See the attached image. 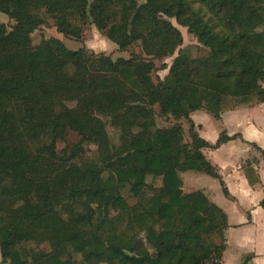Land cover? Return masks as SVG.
Masks as SVG:
<instances>
[{"label": "trees", "instance_id": "trees-1", "mask_svg": "<svg viewBox=\"0 0 264 264\" xmlns=\"http://www.w3.org/2000/svg\"><path fill=\"white\" fill-rule=\"evenodd\" d=\"M198 1L210 16L190 0H0V11L16 20L11 31L0 22V139L11 144L0 153L2 264H63L62 254L73 251L92 264H221L227 213L203 190L185 191L182 173L218 178L229 196L204 151L239 134L224 130L211 143L191 113L204 108L220 119L254 97L264 102V0ZM42 8L65 35L80 37L88 15L120 49L141 40L154 58L174 55L183 42L166 15L206 53L181 52L155 83L145 56L89 55L56 37L33 44ZM69 64L82 74H70ZM87 95L95 96L89 107L77 106ZM125 104L132 120L122 124L117 146L103 118ZM155 104L190 123L189 141L179 122L157 126ZM67 130L80 141L59 154ZM84 139L97 149L81 159ZM31 141L38 142L32 151ZM244 169L251 185L260 182L251 162ZM148 175L162 184L150 185Z\"/></svg>", "mask_w": 264, "mask_h": 264}, {"label": "rangeland", "instance_id": "rangeland-1", "mask_svg": "<svg viewBox=\"0 0 264 264\" xmlns=\"http://www.w3.org/2000/svg\"><path fill=\"white\" fill-rule=\"evenodd\" d=\"M92 0H89V3ZM141 3L145 0H139ZM192 5H194L196 8H202L203 13L206 15V17L210 16L209 11L206 9L204 5H202L198 0H190ZM40 14L43 16L44 24L34 30V32L31 34L32 42L35 45H39L46 39H50L52 37H56L61 39L70 49L77 50L83 48L86 53L89 55L95 54H105L111 56L113 59H118L120 57L124 58H130L132 56H145L146 60H153L154 67L151 72L153 81L155 83H158L159 81L164 80L168 74L170 67L174 61V59L181 53L185 52L186 55L193 59L201 58L206 53V48L199 42L198 38L189 31L188 27L180 25L175 18L168 17L166 15H163L165 18L169 19L176 27L180 29L183 35V42L182 44L177 48L174 55L167 56L163 58H154L152 56L146 55L143 44L140 41L136 42L135 44L129 46L127 49L122 50L119 48V46L109 39L104 33H102L95 22L93 21L91 16L87 15L86 23L82 28L81 36L80 37H74V36H68L65 35L63 32H60L56 26L57 18L53 14L49 13L47 11V8H42L40 10ZM0 22L5 23L8 30L11 31L12 27L16 24V20L10 18L7 14L0 11ZM67 71L72 73H80L79 69H77L74 65L69 64L67 66ZM262 86H264V79L259 82ZM95 98L94 95H87L81 102H77V106L81 108H87L91 104V100ZM205 99L204 101H206ZM263 102H260L258 98H252L249 103L247 104H240L236 109L240 113L241 117L247 118L244 120L246 122H242L245 124H251L253 122L257 123V120L262 124H257L258 126L264 127V104ZM207 102L204 103L205 106H207ZM75 105V103H72V106ZM155 118H156V124L159 127H169L176 123H181L184 127L185 131V141H189V128L190 123L185 119L182 118L180 120L176 119L172 115H163L160 109L159 104H155L153 106ZM224 113V112H223ZM225 115V114H224ZM191 117L193 121L195 122V127L198 130L199 134H203L205 137H208L211 139V141H216L218 135L222 131H228L226 128H223V126L220 124L218 120L212 115H210L206 109L202 108L201 110L194 111L191 113ZM249 117V119H248ZM261 119H260V118ZM104 123L106 125V130L109 134V137L114 145H119L120 143V136L122 135V124L130 122L132 120V113L130 110V104L125 105H119L114 109V115L104 117ZM202 129L203 133H202ZM242 138L241 133L237 132ZM258 134L260 135L261 143L264 146V129L261 128L258 131ZM237 136V137H238ZM80 141V136L77 135L72 130H67L63 138H59L57 140V151L59 154H65L70 153L73 146L76 145ZM238 144L232 145L230 147L234 148L232 152L229 151V149H225L224 152L228 153V157L232 162L238 160L241 154L240 153L242 146L240 144V141L237 142ZM251 149H253L258 155H261L260 151L258 150V147H255L252 144L247 143ZM10 140L8 138H1L0 139V153L5 151L10 147ZM38 145L37 141H31V151ZM83 152L81 154V159H85L86 157H92L94 156V153L96 152L97 146L92 142L90 139H84L83 145H82ZM211 150H208V153H210ZM224 152H219V158L222 157ZM263 155V154H262ZM252 156L249 155L246 158H251ZM246 158H244V161H246ZM192 177V179H195V181L198 182H206L208 186L211 187V194L214 196V201L220 203L221 200L219 197H224L222 188L219 184V181L207 174H201L198 172H195L193 170L186 171L184 173V177ZM192 179L187 180V186L186 191L197 189L198 187L193 186L194 183H192ZM147 182L150 185L153 186H160L162 184V178L160 177H154L152 175L147 176ZM192 183V184H191ZM199 186V185H198ZM217 194L218 198L215 197ZM220 196H219V195ZM12 200L5 204L4 208L6 210H9V205L11 206ZM19 204V202H18ZM61 261L63 264H92L85 261V258L81 253H77L75 251L71 253H63ZM0 264L1 260H0ZM100 264H106V263H100Z\"/></svg>", "mask_w": 264, "mask_h": 264}, {"label": "crops", "instance_id": "crops-1", "mask_svg": "<svg viewBox=\"0 0 264 264\" xmlns=\"http://www.w3.org/2000/svg\"><path fill=\"white\" fill-rule=\"evenodd\" d=\"M262 104H264V102ZM244 118L246 119L247 116L241 117L240 113L236 110H228L222 113V118L218 121L223 128L228 130L227 133L233 136L238 134L237 132H240L242 138L238 136L221 144V146L216 149H206L204 151L208 159L217 166L225 185L229 189V196L224 193L220 180L213 177L219 181L224 194V197H219L221 200L220 203L215 202V198L211 194V187L208 186L206 182L199 181L198 186L197 182L195 179H192V177H184L186 171L182 173L183 188L185 191L186 188H188L187 180L192 179V183L194 184L190 187L196 185L198 188L194 190H203L211 200L223 208L227 213L229 226L225 232L226 241L221 264H241L245 260L246 264H264V208L260 205V201L264 197V153L262 151L264 150V146L258 134L259 129H264V127L257 125L261 124L258 120L257 123H242L246 122ZM203 130L204 129H202V133ZM200 135L211 143H216L219 137L218 135L216 141H211V139L204 136V133ZM238 141H240L242 146L240 153L243 154L240 155L238 160L232 162L228 157V153L224 152V150L227 148L232 152L234 148L230 146L238 144ZM247 143H257L258 146L261 147V149L258 148L261 155H258V153L251 149ZM208 150H211V152L208 153ZM219 152H224L221 158H219ZM249 155L252 157L246 158ZM244 158H246V161H244ZM248 162H251L260 177V182L255 185L250 184L244 169ZM190 191L193 190L187 192ZM215 197L218 198L217 194Z\"/></svg>", "mask_w": 264, "mask_h": 264}, {"label": "built area", "instance_id": "built-area-1", "mask_svg": "<svg viewBox=\"0 0 264 264\" xmlns=\"http://www.w3.org/2000/svg\"><path fill=\"white\" fill-rule=\"evenodd\" d=\"M217 260L216 259H213V260H211L210 262H216Z\"/></svg>", "mask_w": 264, "mask_h": 264}]
</instances>
